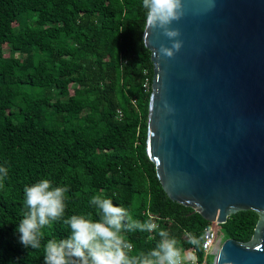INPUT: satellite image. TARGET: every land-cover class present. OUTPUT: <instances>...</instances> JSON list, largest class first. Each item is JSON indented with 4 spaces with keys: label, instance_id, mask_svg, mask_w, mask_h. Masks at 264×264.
I'll return each instance as SVG.
<instances>
[{
    "label": "trees",
    "instance_id": "trees-1",
    "mask_svg": "<svg viewBox=\"0 0 264 264\" xmlns=\"http://www.w3.org/2000/svg\"><path fill=\"white\" fill-rule=\"evenodd\" d=\"M145 26L142 0H0V264H44L47 239L68 235L54 222L40 249L19 242L24 186L41 178L67 187L65 217L95 218L90 198L104 194L134 219L158 216L187 251L188 234L203 235L210 220L167 194L147 153L154 65ZM259 216L231 213L225 237L251 239ZM154 236L125 234L134 252Z\"/></svg>",
    "mask_w": 264,
    "mask_h": 264
},
{
    "label": "water",
    "instance_id": "water-1",
    "mask_svg": "<svg viewBox=\"0 0 264 264\" xmlns=\"http://www.w3.org/2000/svg\"><path fill=\"white\" fill-rule=\"evenodd\" d=\"M173 57L145 26L154 74L147 153L174 200L208 220L260 213L251 239L227 237L214 264H264V0H183Z\"/></svg>",
    "mask_w": 264,
    "mask_h": 264
},
{
    "label": "clouds",
    "instance_id": "clouds-1",
    "mask_svg": "<svg viewBox=\"0 0 264 264\" xmlns=\"http://www.w3.org/2000/svg\"><path fill=\"white\" fill-rule=\"evenodd\" d=\"M145 24L148 29H159L171 46L161 44L159 53L173 57L182 47L180 30L172 27L184 14L183 0H142ZM8 169L0 165V181ZM65 186H55L48 178H41L24 186V212L15 231L25 247L38 250L42 247L43 231L54 222L68 228L65 238H49L43 244L44 264H192L191 258L168 230L152 219H134L129 210L113 203L104 194L90 198L97 216L72 214L65 217ZM155 233L150 237L154 246L134 252V245L125 237L131 232ZM158 237V239L156 238ZM203 235L189 233L187 244L201 247Z\"/></svg>",
    "mask_w": 264,
    "mask_h": 264
},
{
    "label": "built area",
    "instance_id": "built-area-1",
    "mask_svg": "<svg viewBox=\"0 0 264 264\" xmlns=\"http://www.w3.org/2000/svg\"><path fill=\"white\" fill-rule=\"evenodd\" d=\"M143 84L146 88L149 87L150 81H149L148 76L145 78V81ZM118 112L119 114H121L120 109L118 110ZM149 214L152 217V219L157 224H159L158 223L159 217L151 212H149ZM222 235H224V233L221 231L219 227V222L216 220L210 221V223H208L203 229V236L205 237L201 244L203 256L200 257L198 253V249L194 247L192 249H189L188 251L185 250V255L191 258L192 264H209L208 256L215 250V248L218 245L221 244V243L219 244V242L221 241Z\"/></svg>",
    "mask_w": 264,
    "mask_h": 264
},
{
    "label": "rangeland",
    "instance_id": "rangeland-1",
    "mask_svg": "<svg viewBox=\"0 0 264 264\" xmlns=\"http://www.w3.org/2000/svg\"><path fill=\"white\" fill-rule=\"evenodd\" d=\"M220 229L224 231L222 223L220 224ZM225 238H226L225 235H222V237H221V241L219 242V244H220L222 241H224ZM219 246H220V245H218V246L215 248V250H214L215 253H216V251L218 250Z\"/></svg>",
    "mask_w": 264,
    "mask_h": 264
},
{
    "label": "bare ground",
    "instance_id": "bare-ground-1",
    "mask_svg": "<svg viewBox=\"0 0 264 264\" xmlns=\"http://www.w3.org/2000/svg\"><path fill=\"white\" fill-rule=\"evenodd\" d=\"M216 221H218V220H216ZM219 222V221H218ZM220 224H221V222H219V227H220ZM223 233H224V231L223 230H221ZM193 248V247H192ZM184 249V248H183ZM185 250V249H184Z\"/></svg>",
    "mask_w": 264,
    "mask_h": 264
}]
</instances>
